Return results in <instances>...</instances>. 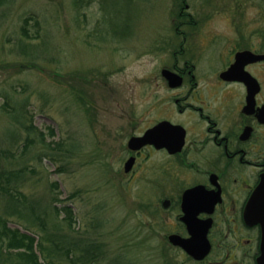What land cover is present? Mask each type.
<instances>
[{
	"label": "rangeland",
	"instance_id": "374dc122",
	"mask_svg": "<svg viewBox=\"0 0 264 264\" xmlns=\"http://www.w3.org/2000/svg\"><path fill=\"white\" fill-rule=\"evenodd\" d=\"M80 2L0 0V171L22 169L20 189L40 209L69 203L66 232L100 243L99 264H193L150 228L146 162L125 173V144L147 126L148 95L166 88L160 70L179 44L217 64L232 40L264 27L261 0ZM15 103L36 129L32 145L8 114Z\"/></svg>",
	"mask_w": 264,
	"mask_h": 264
},
{
	"label": "flooded vegetation",
	"instance_id": "af4514ba",
	"mask_svg": "<svg viewBox=\"0 0 264 264\" xmlns=\"http://www.w3.org/2000/svg\"><path fill=\"white\" fill-rule=\"evenodd\" d=\"M251 32L214 65L186 57L181 42L160 70L166 88L148 95L150 137L135 149L133 135L125 144V173L142 155L146 162L150 228L159 224L193 264H260L264 256V27ZM171 236L194 240L197 253L204 236L209 250L195 258Z\"/></svg>",
	"mask_w": 264,
	"mask_h": 264
},
{
	"label": "trees",
	"instance_id": "16d2710c",
	"mask_svg": "<svg viewBox=\"0 0 264 264\" xmlns=\"http://www.w3.org/2000/svg\"><path fill=\"white\" fill-rule=\"evenodd\" d=\"M80 1L84 0H78V3H81ZM261 4L264 8V0H261ZM182 15L183 12L179 11L178 17ZM29 18L32 16L23 18L26 25L29 24ZM34 23L38 24V21L34 19ZM22 31L26 37L37 36L35 32L30 33L27 26H23ZM8 114L28 132L27 143L34 144L35 140L29 134L34 133L36 129L32 121L25 123L17 103L12 105ZM39 133L43 139V133L40 131ZM44 154L53 162L58 160L50 153ZM56 170L60 172L59 168ZM22 175V169L0 171V194L5 200L2 208L0 207V264H99L104 260L106 257L100 243L96 244L94 240L84 237L75 239L66 232V228L71 232L70 229L74 228L75 222L70 204L64 202L59 204L60 200L55 198L51 200V205L40 209L39 202L29 201L21 191ZM57 184L58 182L52 183L55 187ZM61 214L63 217L58 220ZM11 223L16 226H10ZM36 235L38 240L35 244ZM37 251L42 261L39 260Z\"/></svg>",
	"mask_w": 264,
	"mask_h": 264
},
{
	"label": "water",
	"instance_id": "95a60500",
	"mask_svg": "<svg viewBox=\"0 0 264 264\" xmlns=\"http://www.w3.org/2000/svg\"><path fill=\"white\" fill-rule=\"evenodd\" d=\"M167 72H169V71H167ZM223 74L227 75L228 69L226 71H224ZM164 125H165L164 123H160V124L156 125L152 130L157 132ZM149 133H150V131H144V133L142 135L131 136L128 140V145L134 149L141 146V145H144L147 142V138L150 137ZM132 162H133L132 157L126 161V163H125V170L126 171H128ZM170 239L172 240L173 243L183 246L186 249V251L189 254H191L192 256H194L195 258H202L209 250V243L204 236L202 237L201 251L199 253H197L196 249H194V247H193V245L195 244L194 240H185V239L179 238L177 236H171ZM188 245H189V247H187ZM263 260H264V256L259 258V263L262 264Z\"/></svg>",
	"mask_w": 264,
	"mask_h": 264
}]
</instances>
